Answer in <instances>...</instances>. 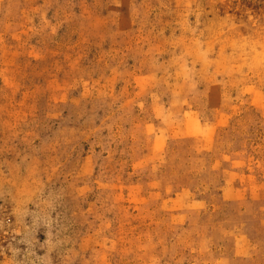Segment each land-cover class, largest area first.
I'll return each mask as SVG.
<instances>
[{"label": "rangeland", "instance_id": "rangeland-1", "mask_svg": "<svg viewBox=\"0 0 264 264\" xmlns=\"http://www.w3.org/2000/svg\"><path fill=\"white\" fill-rule=\"evenodd\" d=\"M0 264H264V0H0Z\"/></svg>", "mask_w": 264, "mask_h": 264}]
</instances>
